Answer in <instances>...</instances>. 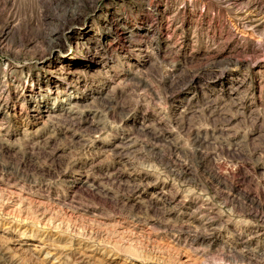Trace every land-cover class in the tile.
<instances>
[{
	"label": "rangeland",
	"instance_id": "1",
	"mask_svg": "<svg viewBox=\"0 0 264 264\" xmlns=\"http://www.w3.org/2000/svg\"><path fill=\"white\" fill-rule=\"evenodd\" d=\"M0 264H264V0H0Z\"/></svg>",
	"mask_w": 264,
	"mask_h": 264
},
{
	"label": "bare ground",
	"instance_id": "2",
	"mask_svg": "<svg viewBox=\"0 0 264 264\" xmlns=\"http://www.w3.org/2000/svg\"><path fill=\"white\" fill-rule=\"evenodd\" d=\"M145 49V48H144Z\"/></svg>",
	"mask_w": 264,
	"mask_h": 264
}]
</instances>
